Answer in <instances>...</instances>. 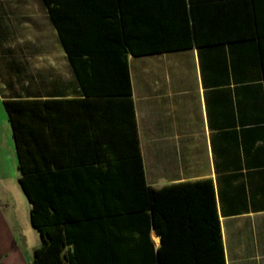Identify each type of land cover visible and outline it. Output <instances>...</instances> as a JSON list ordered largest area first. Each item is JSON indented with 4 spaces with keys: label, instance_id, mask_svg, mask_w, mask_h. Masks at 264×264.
I'll list each match as a JSON object with an SVG mask.
<instances>
[{
    "label": "trees",
    "instance_id": "obj_1",
    "mask_svg": "<svg viewBox=\"0 0 264 264\" xmlns=\"http://www.w3.org/2000/svg\"><path fill=\"white\" fill-rule=\"evenodd\" d=\"M41 2L83 91L98 95L2 100L41 238L31 264H224L211 180L147 186L133 100L86 90L102 67L82 56L93 50L92 26L104 21L133 55L254 39L264 76V0ZM67 120L77 121L66 126L79 130L87 154H52V133ZM151 229L160 235L156 249Z\"/></svg>",
    "mask_w": 264,
    "mask_h": 264
},
{
    "label": "crops",
    "instance_id": "obj_2",
    "mask_svg": "<svg viewBox=\"0 0 264 264\" xmlns=\"http://www.w3.org/2000/svg\"><path fill=\"white\" fill-rule=\"evenodd\" d=\"M38 1L0 0V54L13 62L11 79L0 77L1 103L98 95L83 91L47 8ZM92 28L93 50L82 57L94 56L102 72L84 87L127 93L133 100L146 185L210 179L224 264H264V76L257 41L133 55L114 24L103 21ZM25 60L22 72L14 64ZM22 73L26 80L16 85ZM62 122L52 133V154H87L77 145L79 130L66 126L77 121ZM3 136L0 131V142ZM5 172L0 156V264H31L41 238L27 215L9 211L14 203L4 190L11 184ZM149 235L158 248L160 235L153 229Z\"/></svg>",
    "mask_w": 264,
    "mask_h": 264
},
{
    "label": "rangeland",
    "instance_id": "obj_3",
    "mask_svg": "<svg viewBox=\"0 0 264 264\" xmlns=\"http://www.w3.org/2000/svg\"><path fill=\"white\" fill-rule=\"evenodd\" d=\"M7 1L8 3L11 4H26V3H35L38 4V0H4ZM6 2V3H7ZM23 45V44H22ZM6 46V45H5ZM3 44H0V51L2 49ZM24 47H27L24 45ZM2 54H0V77H3L5 79H11V75H9V69H10V64L13 63L12 61H9L7 59H3ZM15 62V61H14ZM27 61H16L14 65H18L17 67L23 71L24 68H26V65L23 63H26ZM12 66L13 68H16L15 66ZM25 74V73H22ZM21 74V75H22ZM20 75V79L16 82V85L21 83V79L26 80V74L25 77ZM2 78V79H3ZM1 86V84H0ZM0 131L4 133V136L2 139V142H0V156L2 157V162L4 164L6 172L4 174V180H8L11 184H6V188L4 189L12 199V202L14 203L13 205V210L9 209L10 212L16 211L17 213L23 215H27V218H29V208H28V202L26 200L25 195L23 194L18 181H17V176L19 175L18 169H17V157L16 153L14 152V146H13V140L11 138V130H10V125L8 123V118L5 113V110L2 106L1 100H0ZM8 145H10V150H8ZM20 202V203H19ZM28 227H30V224L27 220Z\"/></svg>",
    "mask_w": 264,
    "mask_h": 264
}]
</instances>
